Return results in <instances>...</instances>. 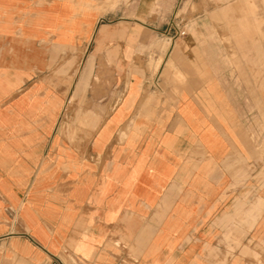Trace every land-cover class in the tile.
<instances>
[{"label": "crops", "instance_id": "crops-1", "mask_svg": "<svg viewBox=\"0 0 264 264\" xmlns=\"http://www.w3.org/2000/svg\"><path fill=\"white\" fill-rule=\"evenodd\" d=\"M91 5L0 0V264H264V0Z\"/></svg>", "mask_w": 264, "mask_h": 264}, {"label": "rangeland", "instance_id": "rangeland-1", "mask_svg": "<svg viewBox=\"0 0 264 264\" xmlns=\"http://www.w3.org/2000/svg\"><path fill=\"white\" fill-rule=\"evenodd\" d=\"M91 3H95V5H91V7L98 8L100 11H103L105 13H114L117 11L124 12V10L134 1V0H88ZM185 31V30H181ZM181 31L178 32L179 35H181ZM186 32V31H185ZM165 44H167V41L165 40ZM235 58L238 57V55H234Z\"/></svg>", "mask_w": 264, "mask_h": 264}, {"label": "built area", "instance_id": "built-area-1", "mask_svg": "<svg viewBox=\"0 0 264 264\" xmlns=\"http://www.w3.org/2000/svg\"><path fill=\"white\" fill-rule=\"evenodd\" d=\"M180 33H181V35H183V34H185V31H181Z\"/></svg>", "mask_w": 264, "mask_h": 264}]
</instances>
